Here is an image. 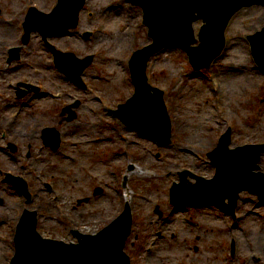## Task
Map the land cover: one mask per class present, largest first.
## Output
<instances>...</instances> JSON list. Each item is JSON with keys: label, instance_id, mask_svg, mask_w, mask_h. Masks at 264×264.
<instances>
[{"label": "rangeland", "instance_id": "rangeland-1", "mask_svg": "<svg viewBox=\"0 0 264 264\" xmlns=\"http://www.w3.org/2000/svg\"><path fill=\"white\" fill-rule=\"evenodd\" d=\"M58 1L0 0V264H9L14 255L17 222L26 208L39 212L44 237L71 243L78 241L74 230L101 231L127 201L133 229L125 251L132 264H264V205L257 195L241 194L236 218L215 202L204 207L170 203V188L181 171L214 176L208 153L230 127L232 147L264 144V73L248 40L264 27V6L245 7L235 15L226 50L203 73L177 48L152 59L150 82L165 91L173 132L170 145L160 147L112 113L135 91L131 56L152 42L143 9L130 0H86L76 29L49 37L62 52L94 56L82 74L87 84L82 89L58 73L40 32L23 43L28 10L35 6L50 13ZM202 24L195 23L196 33ZM16 46L21 59L10 64L9 50ZM26 76L35 85L41 81L42 92L50 89L61 96L21 108L25 103L17 99V89ZM77 100L76 119L61 121L59 108ZM39 124L60 132L59 151L47 149L40 132L29 146ZM9 139L19 147L14 155L5 150ZM260 164L264 172V154ZM7 171L28 181L30 205L5 181ZM97 187L103 189L100 195L94 194Z\"/></svg>", "mask_w": 264, "mask_h": 264}, {"label": "water", "instance_id": "water-1", "mask_svg": "<svg viewBox=\"0 0 264 264\" xmlns=\"http://www.w3.org/2000/svg\"><path fill=\"white\" fill-rule=\"evenodd\" d=\"M85 0H60L54 13L46 15L32 8L25 23V43L33 30L45 37L61 34L79 23L80 10ZM143 6L149 34L154 43L137 51L131 60V71L136 86L135 95L115 111L128 126L155 140L161 146L171 143V121L163 99V92L148 83L146 74L150 58L164 47H179L187 51L196 69L209 67L226 46L225 31L233 15L244 7L264 5V0H133ZM203 19L205 24L196 38L193 23ZM51 20V21H50ZM254 57L264 71V28L250 36ZM199 43V45L194 46ZM17 54L19 49L14 50ZM68 57H75L71 54ZM93 57L77 62L75 77L91 64ZM13 58H11L12 60ZM70 72V67L63 66ZM154 92V94L152 93ZM158 115V119L154 115ZM60 138L58 136L56 147ZM231 131L224 135L219 147L209 153L217 174L207 180L190 173L197 180L191 183L189 172L180 175V183L171 189V201L176 206H203L219 202L233 214L239 193L258 194L264 204V174L255 173L264 152V145L239 147L229 150ZM21 192L30 196L27 183L16 179ZM102 192L97 189L96 194ZM226 199L230 204H226ZM161 214V212H160ZM131 207L97 235H84L75 231L78 244L45 239L37 231V212L26 213L18 225L15 238L17 254L12 264H131L125 253L126 240L132 228Z\"/></svg>", "mask_w": 264, "mask_h": 264}, {"label": "flooded vegetation", "instance_id": "flooded-vegetation-1", "mask_svg": "<svg viewBox=\"0 0 264 264\" xmlns=\"http://www.w3.org/2000/svg\"><path fill=\"white\" fill-rule=\"evenodd\" d=\"M29 83V82H28ZM32 83V82H31ZM30 83V84H31ZM39 83V85H36V86H38V90H36L34 87H24L23 85V87L21 88L22 90L24 89V90H26V91H28V93L26 94V96H25V98H28L29 96H32V95H35V94H37V93H39L40 92V90H42L41 89V87H42V83H41V81L40 82H38ZM24 98V99H25ZM18 100H22L23 101V98L22 99H18ZM28 106H30V104L28 105ZM63 108H62V110H60V112L58 113V115L60 116V120L61 121H63V120H66V116L64 115L63 116ZM47 127H49V125H46V124H39L34 130H32V133H31V142H36L35 140L37 139V134L36 133H38V132H40V134H39V138H40V140L42 141V137H41V135H42V132H43V130L45 129V128H47ZM7 137V135L5 134V135H3V139H5ZM8 142H10V141H7V144H8ZM42 143H43V141H42ZM7 147H8V145H7ZM30 147H34V145L33 144H31L30 145ZM1 149V148H0ZM48 149V148H47ZM30 157V156H29ZM2 201H0V203H1Z\"/></svg>", "mask_w": 264, "mask_h": 264}, {"label": "bare ground", "instance_id": "bare-ground-1", "mask_svg": "<svg viewBox=\"0 0 264 264\" xmlns=\"http://www.w3.org/2000/svg\"><path fill=\"white\" fill-rule=\"evenodd\" d=\"M154 117L158 119V115L157 114H155Z\"/></svg>", "mask_w": 264, "mask_h": 264}]
</instances>
